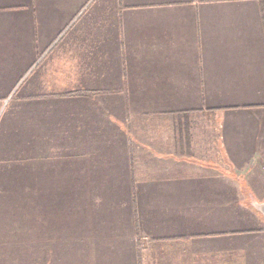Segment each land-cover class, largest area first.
Here are the masks:
<instances>
[{"label":"crops","instance_id":"1","mask_svg":"<svg viewBox=\"0 0 264 264\" xmlns=\"http://www.w3.org/2000/svg\"><path fill=\"white\" fill-rule=\"evenodd\" d=\"M263 11L0 0V264H264Z\"/></svg>","mask_w":264,"mask_h":264},{"label":"rangeland","instance_id":"2","mask_svg":"<svg viewBox=\"0 0 264 264\" xmlns=\"http://www.w3.org/2000/svg\"><path fill=\"white\" fill-rule=\"evenodd\" d=\"M264 147V146H263ZM263 158V155L260 153L254 155L252 158V166L251 170H253V181H246L243 180L241 181L242 185V191L246 195V203L247 205H254V204H264V174L261 172L259 169L258 164L261 162V159ZM21 189H16V192H21ZM25 193V190L22 189V194ZM6 196V195H5ZM14 196V195H13ZM27 197V196H26ZM18 198L20 199V204L24 210L29 211V204L28 200H26L22 195L18 194ZM24 201V202H23ZM23 202V203H22ZM24 222V221H23ZM29 229H24V231H27ZM23 231V232H24ZM29 236L26 234L23 235L22 237V244L18 245L17 249L12 253V259L16 261L17 264H29V253L30 247L26 243L27 239ZM77 244V243H76ZM23 252V253H22ZM72 258L77 257L78 259V251H73L72 253Z\"/></svg>","mask_w":264,"mask_h":264},{"label":"water","instance_id":"3","mask_svg":"<svg viewBox=\"0 0 264 264\" xmlns=\"http://www.w3.org/2000/svg\"><path fill=\"white\" fill-rule=\"evenodd\" d=\"M256 209L264 214V204H255Z\"/></svg>","mask_w":264,"mask_h":264},{"label":"built area","instance_id":"4","mask_svg":"<svg viewBox=\"0 0 264 264\" xmlns=\"http://www.w3.org/2000/svg\"><path fill=\"white\" fill-rule=\"evenodd\" d=\"M261 170L264 173V163L261 165Z\"/></svg>","mask_w":264,"mask_h":264},{"label":"trees","instance_id":"5","mask_svg":"<svg viewBox=\"0 0 264 264\" xmlns=\"http://www.w3.org/2000/svg\"><path fill=\"white\" fill-rule=\"evenodd\" d=\"M260 3L264 6V0H260ZM264 12V11H263Z\"/></svg>","mask_w":264,"mask_h":264}]
</instances>
